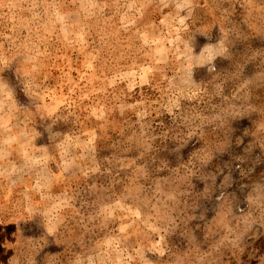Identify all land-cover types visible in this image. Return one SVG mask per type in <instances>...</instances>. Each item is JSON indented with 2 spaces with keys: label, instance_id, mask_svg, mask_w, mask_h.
<instances>
[{
  "label": "rangeland",
  "instance_id": "rangeland-1",
  "mask_svg": "<svg viewBox=\"0 0 264 264\" xmlns=\"http://www.w3.org/2000/svg\"><path fill=\"white\" fill-rule=\"evenodd\" d=\"M0 264H264V0H0Z\"/></svg>",
  "mask_w": 264,
  "mask_h": 264
}]
</instances>
